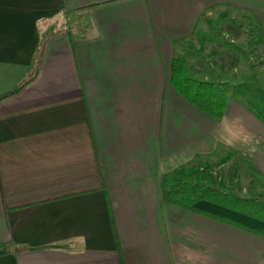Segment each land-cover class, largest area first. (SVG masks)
I'll list each match as a JSON object with an SVG mask.
<instances>
[{
    "label": "crops",
    "instance_id": "0c3cea01",
    "mask_svg": "<svg viewBox=\"0 0 264 264\" xmlns=\"http://www.w3.org/2000/svg\"><path fill=\"white\" fill-rule=\"evenodd\" d=\"M220 5L264 38V0H0V264H264V236L201 212L264 222L163 183L228 150L264 173L259 119L231 97L212 118L170 82Z\"/></svg>",
    "mask_w": 264,
    "mask_h": 264
},
{
    "label": "rangeland",
    "instance_id": "374dc122",
    "mask_svg": "<svg viewBox=\"0 0 264 264\" xmlns=\"http://www.w3.org/2000/svg\"><path fill=\"white\" fill-rule=\"evenodd\" d=\"M205 17L210 22L198 24L196 30L200 36L193 35L178 46V53L185 56L188 72L204 79L234 82L254 75L264 78V45L257 38L252 14L246 9L220 5ZM255 143V149H261L262 144ZM229 152L225 151L221 158ZM249 155L247 151L230 155L222 168L213 169L210 181L222 189L264 200V173L252 164ZM221 158H203L201 162L213 165ZM199 161L192 165L197 167Z\"/></svg>",
    "mask_w": 264,
    "mask_h": 264
},
{
    "label": "trees",
    "instance_id": "16d2710c",
    "mask_svg": "<svg viewBox=\"0 0 264 264\" xmlns=\"http://www.w3.org/2000/svg\"><path fill=\"white\" fill-rule=\"evenodd\" d=\"M229 6L245 9L238 5ZM249 12L255 21L254 27L257 38L264 45L260 23L255 13ZM206 20L210 22L204 13L201 14L197 26L201 21ZM197 26L192 36H200L196 30ZM169 77L171 84L181 96L212 118L221 119L223 117L227 102L232 97L264 124V78L262 76L254 75L248 80L243 79L239 82L219 80L217 78L204 79L189 73L184 54L176 53L171 62ZM19 89L7 95L15 93ZM230 155H234L233 152H229L218 163L213 165H206V163L198 160L199 165L197 167L195 165L180 167L166 174L163 183L167 192L175 197L177 205L193 211H198L193 208L196 201L207 200L264 222V200L257 197L242 196L239 193L222 189L216 186L217 184L211 183L213 169L215 167L222 168L228 162ZM192 178L197 179L191 180ZM201 213L241 230L264 236V229L251 228L223 216L206 212Z\"/></svg>",
    "mask_w": 264,
    "mask_h": 264
}]
</instances>
